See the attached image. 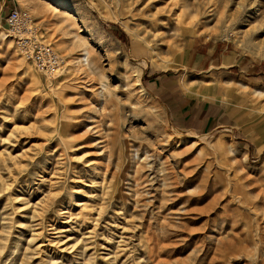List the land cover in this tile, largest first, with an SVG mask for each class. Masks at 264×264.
<instances>
[{
  "label": "rangeland",
  "instance_id": "obj_1",
  "mask_svg": "<svg viewBox=\"0 0 264 264\" xmlns=\"http://www.w3.org/2000/svg\"><path fill=\"white\" fill-rule=\"evenodd\" d=\"M4 1L0 264H264V0Z\"/></svg>",
  "mask_w": 264,
  "mask_h": 264
},
{
  "label": "built area",
  "instance_id": "obj_2",
  "mask_svg": "<svg viewBox=\"0 0 264 264\" xmlns=\"http://www.w3.org/2000/svg\"><path fill=\"white\" fill-rule=\"evenodd\" d=\"M8 36L13 39L20 55L49 76H56L64 69V60L55 48L44 41L29 14L20 7L9 8Z\"/></svg>",
  "mask_w": 264,
  "mask_h": 264
},
{
  "label": "crops",
  "instance_id": "obj_3",
  "mask_svg": "<svg viewBox=\"0 0 264 264\" xmlns=\"http://www.w3.org/2000/svg\"><path fill=\"white\" fill-rule=\"evenodd\" d=\"M4 3H7V0H5ZM4 6H5V5H4ZM159 79H160V78H159ZM159 79H157L156 82H155V86H156V88L159 86V85H158V82H159V83L162 82V79H160V80H159ZM166 84H167V83L161 85V88H160V91H159V92L161 93V95H163V93H162V89L165 88V87L167 86ZM157 89H158V88H157ZM176 106H177V105H173L172 107H173V108H176ZM198 108H199V106L186 107L184 111L180 112V116H182L183 114H186V113L189 114V115H191V114L193 113L194 109H195V112H196V110H198ZM195 115H196V114H195ZM175 117H178V114H176ZM187 117H188V115H186V118H187ZM193 117H194V116H193ZM211 120H212V119H209V120H208V124L206 125L207 127H209V125L211 124ZM193 123H194V122H192V124H193Z\"/></svg>",
  "mask_w": 264,
  "mask_h": 264
},
{
  "label": "bare ground",
  "instance_id": "obj_4",
  "mask_svg": "<svg viewBox=\"0 0 264 264\" xmlns=\"http://www.w3.org/2000/svg\"><path fill=\"white\" fill-rule=\"evenodd\" d=\"M27 8V7H26ZM31 9V8H30ZM10 37V36H9ZM53 77V76H52Z\"/></svg>",
  "mask_w": 264,
  "mask_h": 264
}]
</instances>
